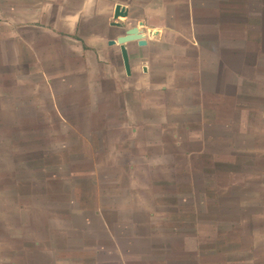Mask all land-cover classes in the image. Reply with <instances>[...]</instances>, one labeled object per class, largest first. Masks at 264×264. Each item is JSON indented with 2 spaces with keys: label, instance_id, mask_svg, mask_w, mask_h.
Returning a JSON list of instances; mask_svg holds the SVG:
<instances>
[{
  "label": "crops",
  "instance_id": "crops-1",
  "mask_svg": "<svg viewBox=\"0 0 264 264\" xmlns=\"http://www.w3.org/2000/svg\"><path fill=\"white\" fill-rule=\"evenodd\" d=\"M116 5L127 10L128 16L123 20L129 22V28L142 25L140 29L147 45L130 43L138 48L155 45L154 54L143 56L135 63L139 65L143 61L157 69L155 73L149 69L151 79L147 86L170 93L173 106L181 110L175 117L177 128L171 138L173 145L167 150V153L172 152V159L166 161L160 151L161 143L159 146L147 144L144 155L147 149L151 153L158 149L162 156L157 162L142 158L145 160L142 166L146 170H189L190 200L194 203L198 201L197 171L205 170L207 177L203 175L201 182V186L205 185L203 201L206 206L220 201L219 213L223 220L220 232L208 224L202 227L204 233L200 232L196 222L189 243L178 240V247L167 244L169 251L163 253L159 243L150 244L153 235L150 227H143L147 224L144 219L133 222L130 218L124 223L117 212L102 213L95 209V213H88L94 220H84L82 227L74 230L79 238L78 260L61 261V264H149L158 257V264H264V0H0V107L9 102L15 107L22 104V96L15 93L22 91L21 76L15 70L25 67L31 75V45L38 41L37 37L41 36L44 41L61 37L80 43L79 50L75 49L79 55H74L78 58L84 52H81L83 42L102 41L101 36L87 39L80 35L79 26L84 24V19H99L103 11L113 17ZM87 10L93 12L92 16ZM114 28L115 32L121 30ZM116 38H108L106 47L122 62L119 46L107 44L109 39ZM127 52L131 70L129 76L125 71L124 74L130 77L134 70ZM142 68V74L147 75L146 66ZM76 70L79 72V68ZM46 82L48 84V79ZM72 86L67 90L72 92L75 88ZM27 89L31 90V85ZM50 96L53 100V95ZM28 99L26 97L24 103H30ZM135 135L136 130H132L131 138ZM157 137L160 138V134ZM147 138L151 140L147 135L143 140ZM209 148L219 149L222 165L218 167L227 170L226 180L221 186L217 184L222 188L220 200L213 198L207 189L208 181L210 188L214 187L213 175L208 178V171L211 166L215 168L214 157L217 156L213 153L210 154L212 159L206 156ZM133 168L128 167V170ZM152 184L147 181L146 187L156 190L167 187L162 181H156L155 186ZM163 195L144 198L150 203L164 202L166 205L160 207L161 211L175 213L176 206L172 203H179L182 196ZM98 198L109 203L103 210H118L111 204L119 200L111 193L104 198L106 200ZM230 201L237 204L232 207ZM147 213H157V209L153 211L151 207ZM194 213L197 214V208ZM208 213L205 209L207 217ZM65 214L75 220L78 216L80 219L82 213ZM230 217L237 221L231 223ZM90 229L96 232L93 237ZM173 230H169L171 237ZM49 231L52 233L51 229ZM29 232L30 236L36 235L31 233V228ZM61 235V247L56 251L61 257L75 255L76 252L70 250V233ZM48 245L53 248L52 243ZM26 246L29 253L21 264H39L35 257L40 246L37 238ZM47 255L40 260L54 264L51 255Z\"/></svg>",
  "mask_w": 264,
  "mask_h": 264
},
{
  "label": "rangeland",
  "instance_id": "rangeland-1",
  "mask_svg": "<svg viewBox=\"0 0 264 264\" xmlns=\"http://www.w3.org/2000/svg\"><path fill=\"white\" fill-rule=\"evenodd\" d=\"M87 14L92 16L93 12L87 10ZM84 21L79 26L80 35L87 39L101 36L102 41L81 43V52H84L77 58L79 54L75 49L79 50L80 43L61 37L55 41L37 37L38 41L31 45V75L25 67L15 70L21 76L22 91L15 93L22 96V104L15 107L9 102L0 107V264L24 263L29 253L26 244L33 238L40 243L35 256L39 264H44L40 259L47 255H43L45 251L54 264L77 261L76 250L80 247L74 230L82 227L84 220L93 221L88 213H95V209L102 213L117 212L124 223L130 218L133 222L144 219L147 224L143 227H150L153 235L150 244L159 243L163 253L169 251L167 244L178 247V240L189 243L196 222L200 232L204 233L202 227L206 224L220 232L223 220L219 213L220 201L207 206L203 201L205 185L201 186V182L203 175L207 177L205 170L197 171L198 201L194 203L190 200L189 170H146L142 166L145 160L157 162L162 156L158 149L152 153L147 149L144 155L147 144L159 146L161 143L160 151L166 161L172 159V152L167 153V150L172 147L171 138L176 133L175 117L181 113L180 107L173 106L170 93L147 86L151 79L149 69L151 73L157 69L143 61L136 65L138 59L155 53V45L149 48H138L135 43L126 45L134 70L126 77L121 59L108 50L106 40L116 38L118 33L123 35L131 26L129 22L119 19L121 30L115 32L117 30L110 26L112 16L104 11L99 19ZM94 21L96 24L90 25ZM143 66L147 75L142 74ZM29 85L31 90L27 89ZM72 85L74 90L68 91ZM24 97H28L30 103H24ZM132 130H136L134 138L130 136ZM159 134L162 138L157 137ZM146 135L151 140H143ZM209 151L206 156L211 159V153L217 155L214 157L217 167L209 168L208 178L213 175L214 187L210 188L208 181L207 189L213 198L219 199L222 188L217 184L221 186L226 180L227 170L218 167L222 165L219 149L209 148ZM131 166L134 168L128 170ZM193 175L192 171V179ZM147 181H152L153 186L156 181H162L167 187L147 188ZM193 181L190 179V183ZM110 193L119 200L111 204L117 211L103 210L109 203L98 198L106 200ZM165 193L182 196L179 203H172L176 206L175 213L161 211L160 207L166 205L164 202L150 203L144 198ZM229 203L232 207L237 204ZM150 206L153 211L157 209V213H147ZM196 208L197 214L194 213ZM65 213L82 214L80 219L78 216L73 220ZM108 219L113 220V217L108 216ZM233 220L237 221L230 217L231 223ZM30 228L31 233H36L34 237L30 236ZM67 231L72 238L70 250L76 254L61 257L56 248L61 247V233ZM90 232L91 237L96 233L94 229ZM159 259L154 258L155 262L149 264H158Z\"/></svg>",
  "mask_w": 264,
  "mask_h": 264
},
{
  "label": "water",
  "instance_id": "water-1",
  "mask_svg": "<svg viewBox=\"0 0 264 264\" xmlns=\"http://www.w3.org/2000/svg\"><path fill=\"white\" fill-rule=\"evenodd\" d=\"M128 16L127 10L125 7L120 5H116L113 12L112 20L113 22L110 24L113 27L121 28V24L119 19H126ZM141 23L138 26H133L127 30H125L124 34L117 37L115 40H109L107 42L108 46H119V50L121 53L123 68L127 76L130 75V63L129 56L127 52L126 45L130 42H136L139 46H146L147 41L145 40V36L142 34Z\"/></svg>",
  "mask_w": 264,
  "mask_h": 264
}]
</instances>
